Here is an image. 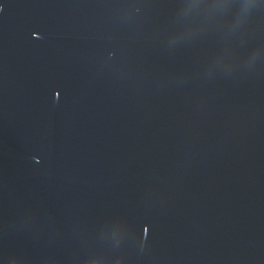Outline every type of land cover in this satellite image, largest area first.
Listing matches in <instances>:
<instances>
[{
	"label": "water",
	"instance_id": "95a60500",
	"mask_svg": "<svg viewBox=\"0 0 264 264\" xmlns=\"http://www.w3.org/2000/svg\"><path fill=\"white\" fill-rule=\"evenodd\" d=\"M0 264H264V0H0Z\"/></svg>",
	"mask_w": 264,
	"mask_h": 264
}]
</instances>
